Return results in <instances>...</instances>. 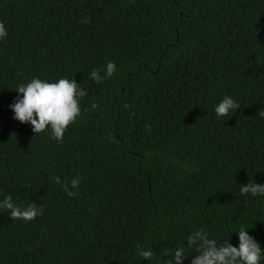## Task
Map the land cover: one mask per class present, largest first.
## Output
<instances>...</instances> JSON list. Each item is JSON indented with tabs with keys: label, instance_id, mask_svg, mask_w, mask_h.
I'll return each mask as SVG.
<instances>
[{
	"label": "trees",
	"instance_id": "1",
	"mask_svg": "<svg viewBox=\"0 0 264 264\" xmlns=\"http://www.w3.org/2000/svg\"><path fill=\"white\" fill-rule=\"evenodd\" d=\"M0 21V200L43 208L0 211V264H163L243 225L264 248V196L239 192L264 183V0H0ZM33 76L87 92L60 142L8 107ZM225 94L241 107L218 118Z\"/></svg>",
	"mask_w": 264,
	"mask_h": 264
},
{
	"label": "clouds",
	"instance_id": "2",
	"mask_svg": "<svg viewBox=\"0 0 264 264\" xmlns=\"http://www.w3.org/2000/svg\"><path fill=\"white\" fill-rule=\"evenodd\" d=\"M7 35L6 25L0 21V40ZM103 71L104 75L101 76L99 69H93L90 72L91 79L99 84L105 78L111 77L116 71L115 63L108 61ZM11 89L17 93L8 106L13 118L21 123L30 124L34 134L48 130L49 138L57 142L62 140L68 125L74 123L81 115L79 101L87 95L86 90L81 88L74 78L67 76L55 79L33 76L29 81L21 82ZM240 107V103L234 97L225 94L215 104L213 111L218 118H229ZM92 108H96L95 103L92 104ZM258 115L264 118V108H261ZM53 179L56 183H61L58 176ZM70 184L71 188H76L79 178L71 179ZM62 187L68 196L76 195L69 190L67 182L63 183ZM239 192L242 196H264V183H256L252 178L246 184H240ZM3 210L9 212L11 219L24 221L33 220L43 213V208L34 203L26 206L14 203L11 195H4L0 200V211ZM249 228L251 227L243 225L232 230L230 238L222 243L217 237L210 235L208 230L197 228L186 236L184 243L167 248L163 264H184L189 257V264H261V261H264V248L249 234ZM233 232L237 235L236 245L230 242ZM137 254L141 260L150 261L154 252L151 248H138Z\"/></svg>",
	"mask_w": 264,
	"mask_h": 264
}]
</instances>
